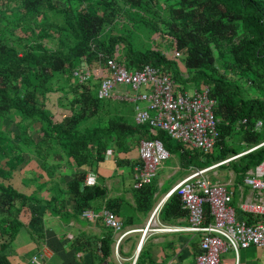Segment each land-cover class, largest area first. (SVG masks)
Here are the masks:
<instances>
[{
	"label": "trees",
	"instance_id": "16d2710c",
	"mask_svg": "<svg viewBox=\"0 0 264 264\" xmlns=\"http://www.w3.org/2000/svg\"><path fill=\"white\" fill-rule=\"evenodd\" d=\"M45 11L62 20H47ZM121 17L126 18L131 29L136 28L132 25L135 22L153 35L167 38L170 55L155 46L136 49L134 41L116 28L124 25ZM23 29H29L30 35ZM52 38L54 46H49L48 39ZM173 51L183 54L184 67L198 74L196 86L205 84L215 100L213 114L218 120V139L210 152L185 150L159 129L151 135L147 124L128 122L125 112H117L114 105L113 114L105 120L78 128L80 121L107 108L106 105L126 106L129 102L97 98L90 84L93 75L79 82L72 75L73 68L103 67L105 58L111 57L127 69L150 65L167 71L175 84L181 81L172 59L176 57L171 56ZM58 79L65 81L62 95L70 100L66 105L58 104L68 112L55 116L46 101L51 91H58L59 87H52ZM180 88L179 91L184 90L182 85ZM247 88L255 94L248 95ZM9 115L14 118L9 119ZM256 121L261 123L259 129L253 128ZM6 122L26 124L14 136L19 143L6 140L10 136L4 129ZM29 126L39 136L35 147L42 146L47 152L59 149L78 166L90 158L98 159L107 144L124 148L127 138L141 135L160 140L185 167L201 168L237 153L235 147L224 142L237 134L249 150L227 162L236 174L243 176L264 160V0H0V155L29 145L33 135ZM82 181L83 173L79 172L68 182L79 212L103 192L88 184L81 186ZM150 184L135 189L138 206H148ZM13 200H19L23 206L29 198L0 180V251L20 227L14 214L19 208L14 209ZM167 202L174 214H186L176 193L168 195L165 206ZM111 206L107 203L105 208L113 211ZM241 217L251 221L248 214ZM111 233L107 230L98 241L97 249L103 259L110 254ZM139 257L140 253L134 264H139ZM0 264H8L1 254Z\"/></svg>",
	"mask_w": 264,
	"mask_h": 264
},
{
	"label": "crops",
	"instance_id": "0c3cea01",
	"mask_svg": "<svg viewBox=\"0 0 264 264\" xmlns=\"http://www.w3.org/2000/svg\"><path fill=\"white\" fill-rule=\"evenodd\" d=\"M91 72L96 86L100 77L108 75L104 66L93 67ZM130 104L133 121V103ZM6 125L10 134L6 140L19 143L14 136L26 124ZM148 133L153 135L154 132ZM34 135L37 133L31 135L30 146L24 147V144L0 155V180L29 198L23 206L19 200H13L14 209L19 208L13 213L20 227L0 251L8 264H134L139 253V264L192 263L199 235L175 229L187 224L186 214H174L168 202L165 206L168 197L165 194L194 167H185L178 156L172 162L164 160L159 164L151 180L145 208L137 205L136 191L131 186L134 168L140 164L137 146L143 139L141 135L127 138L124 148L107 144L98 159L90 158L79 166L59 149L47 152L42 146L35 147L39 136ZM108 151L113 153L112 157ZM79 172L83 173L81 186L88 184L103 191L101 196L90 199L85 208L98 213L107 209V203L112 205L113 211H110L120 223L118 231L104 225L99 218H83L77 210L68 182ZM207 172L209 180L222 183L231 191L230 206L235 212L241 201L253 197L242 182L244 175L230 170L227 178L220 181L216 172L211 171V175ZM87 178L90 181L87 182ZM161 227L164 228L159 229ZM107 230L112 232V242L110 254L103 259L97 246ZM33 256L36 262L32 261ZM219 260L222 264H264V246H248L237 253L226 248L220 252Z\"/></svg>",
	"mask_w": 264,
	"mask_h": 264
},
{
	"label": "built area",
	"instance_id": "2783aa9c",
	"mask_svg": "<svg viewBox=\"0 0 264 264\" xmlns=\"http://www.w3.org/2000/svg\"><path fill=\"white\" fill-rule=\"evenodd\" d=\"M179 55L177 51L171 53L172 57ZM103 65L108 75L98 80L95 89L97 98L133 103V121L136 124H147L151 133L155 129L166 132L184 149L212 150L218 139V120L213 114L215 100L209 96L205 84L195 86L191 92L179 91L169 72L157 67L144 65L140 69H127L122 62L111 57L105 58ZM72 75L83 82L89 79L92 72L87 66H76ZM120 86L124 89L121 90ZM260 125V121H256L253 128L259 129ZM137 150L140 164L134 168L133 189L150 183L159 164L169 157L156 138L140 139ZM112 154L108 151L110 157ZM235 157L237 155L210 166L192 168L165 194L176 193L181 208L186 212L187 224L175 229L199 235L198 250L191 264H221L219 254L226 248L237 253L248 246H264V160L247 170L242 177L243 184L252 191L253 197L241 201L236 212L230 206L231 191L206 176L211 168ZM80 214L87 220L99 218L114 231L120 229L115 214L108 209L97 213L85 208ZM242 214H248L251 221L246 222ZM35 260L33 256L32 261Z\"/></svg>",
	"mask_w": 264,
	"mask_h": 264
},
{
	"label": "rangeland",
	"instance_id": "374dc122",
	"mask_svg": "<svg viewBox=\"0 0 264 264\" xmlns=\"http://www.w3.org/2000/svg\"><path fill=\"white\" fill-rule=\"evenodd\" d=\"M45 15V17L47 18V20L49 21H54V22H58L59 20L61 21L62 18L58 17L52 13H50L49 11H45L43 13ZM151 14V13H150ZM121 24L122 22H124V25L121 27L118 26L116 27L117 30H119L120 34H123L126 38H129L130 40L134 41V46L136 47V49L138 50H144L147 48H153V46L157 47L160 51L169 54L170 55V45L168 43L167 38H165L163 35L158 36L157 34L150 33L146 28H140V26L138 25V23L132 24L134 27L136 28H132L129 26L127 27L126 25V18L121 17ZM105 28H108V25L105 26ZM22 32H25L26 34H29L31 31L29 29H23ZM15 33L20 34L21 33L19 31H15ZM30 35V34H29ZM28 35V37H30ZM55 40V39H54ZM54 42L53 38L52 40L48 39V45L49 46H54ZM16 45V43H14ZM122 44V43H121ZM121 48L123 49V47L121 46ZM174 63L176 64V67L179 71V76L178 79L181 82L175 81V84L177 86V89L181 87V85L183 86V89L187 92H191L195 86L196 83L199 82V78H198V74H196L194 72V70L192 69H187L184 67L183 65V54L180 53V55L176 58H172ZM221 70H226L221 69ZM227 74L232 76V73L229 71H226ZM91 87H92V94H95V86H96V81L95 80H91L90 81ZM198 84V83H197ZM66 85L65 81L62 79H58L55 80L54 83L52 84V87L58 90V91H51L48 94V100L46 101V106L47 108H49V110L52 113H55V116H57L60 112H68L66 111L65 106H58V104L60 102L64 103V105L67 104V102L70 100L68 96H63L62 95V88H64V86ZM178 90H181L178 89ZM247 93L248 95H253L255 94V91H253L252 89L247 88ZM60 96V97H59ZM115 107V110L117 112H125L124 114L127 115V121L128 122H132V105L129 103V105H124L122 103H118V104H114L112 103L111 105H106V107L108 108H101L100 110H98L96 113L92 114L90 117L84 119L83 121H80V123L77 125L78 128L82 129L85 126H91L94 125L95 123H98L100 121L105 120L109 115L113 114L111 108ZM131 108V110H130ZM14 117L12 115H9V119H13ZM6 124H11L10 122H6ZM11 126V125H10ZM7 125L4 126V129L6 128ZM33 127L30 128L29 126V131L33 133ZM3 131V129H2ZM34 137H37V135H34ZM225 143H228L229 145L233 146L236 148L237 153H235L232 156H238L241 155L243 153H245V151H247V149L249 148H245L243 144L240 143L239 141V137L237 134H235L234 136L231 135L229 136L226 140H224ZM177 154H172L170 157H168L166 159V163L168 162H172L175 159H177ZM231 157V156H229ZM224 160V159H223ZM231 162V161H230ZM232 171V169L230 168V166H228V162L224 163V165L219 166V167H215L213 168L211 171L216 172L215 175H217V177L220 179V181H224L227 176L226 173L229 171ZM211 171H208L207 173H209L211 175ZM220 263L222 264V262L220 261Z\"/></svg>",
	"mask_w": 264,
	"mask_h": 264
}]
</instances>
